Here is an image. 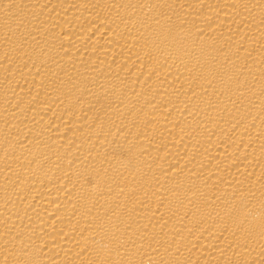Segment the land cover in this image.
I'll return each mask as SVG.
<instances>
[{"label": "bare ground", "instance_id": "obj_1", "mask_svg": "<svg viewBox=\"0 0 264 264\" xmlns=\"http://www.w3.org/2000/svg\"><path fill=\"white\" fill-rule=\"evenodd\" d=\"M0 264H264V0H0Z\"/></svg>", "mask_w": 264, "mask_h": 264}]
</instances>
